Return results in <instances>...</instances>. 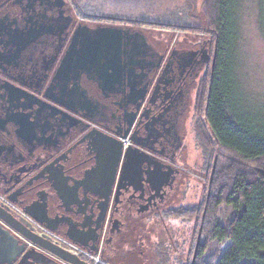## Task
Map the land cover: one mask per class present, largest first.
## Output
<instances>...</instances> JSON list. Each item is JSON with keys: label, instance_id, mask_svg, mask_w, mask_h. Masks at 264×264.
Instances as JSON below:
<instances>
[{"label": "flooded vegetation", "instance_id": "flooded-vegetation-1", "mask_svg": "<svg viewBox=\"0 0 264 264\" xmlns=\"http://www.w3.org/2000/svg\"><path fill=\"white\" fill-rule=\"evenodd\" d=\"M67 1L0 0V204L90 264L94 254L98 264H124L118 253L130 223L161 214L191 171L190 138L206 124L199 90L215 60L202 36L160 43L144 31L158 53L136 65L134 78L83 72L80 89L71 83L65 97L45 95L82 22L67 13ZM41 23L57 27L21 50L11 42L16 27ZM28 206L51 232L20 212L28 215ZM0 225L24 246L0 264H72L2 217Z\"/></svg>", "mask_w": 264, "mask_h": 264}, {"label": "trees", "instance_id": "trees-1", "mask_svg": "<svg viewBox=\"0 0 264 264\" xmlns=\"http://www.w3.org/2000/svg\"><path fill=\"white\" fill-rule=\"evenodd\" d=\"M92 1L116 6L124 12L142 8L144 12L137 18L120 15L125 17L121 20L142 27L172 26L148 18L156 10L158 14L167 0ZM249 1L205 0L206 28L200 24L188 26L202 29L195 33L208 39L215 60L209 80L199 90L203 94L200 106L206 122L199 127V140L204 145L212 170L215 159L216 165L208 181L206 207L174 208L178 216L187 211L195 214L200 218L199 226L203 211H206L201 236L208 228L207 241H199L187 264H264V107L256 111L252 108L240 64L242 42H245V7ZM252 1L256 2L259 20L264 24V0ZM66 8L76 20L78 14L70 1H67ZM96 8L90 13L82 12L80 20L90 24L103 23L106 15H101ZM222 207L226 208L223 221L219 218Z\"/></svg>", "mask_w": 264, "mask_h": 264}, {"label": "rangeland", "instance_id": "rangeland-1", "mask_svg": "<svg viewBox=\"0 0 264 264\" xmlns=\"http://www.w3.org/2000/svg\"><path fill=\"white\" fill-rule=\"evenodd\" d=\"M78 14L77 21L83 18L82 12L93 11L95 7L100 10L103 16V23H121L139 26L150 35L154 40H167L174 34V40L179 38V42L199 36L195 30L188 26L200 24L206 28V12L204 7L205 0H167L165 6L154 12L148 18L159 23H170L171 27H159L145 25L142 27L130 23L125 17L137 18L143 11L142 8L124 12L116 6H107L96 3L92 0H68ZM96 5V6H94ZM115 5V4H114ZM244 20V48L242 49L240 64L241 72L244 76L247 93L250 95V104L255 111L262 110L264 107V24L259 20L260 14L256 2H251L245 7ZM72 15V13H70ZM74 14V12H73ZM83 22V21H82ZM100 22V21H99ZM174 26V27H173ZM189 28V29H183ZM204 28V29H205ZM209 76V74H208ZM209 77L205 81H208ZM204 117V110L200 113V118ZM199 118V119H200ZM199 127L194 130L190 138L189 164L191 171L180 184L170 204L164 206L161 214L156 216H145L143 219L133 220L130 223L131 231L127 235V241L118 253L124 264H181L191 260L194 256L197 232L199 231L200 218L187 211L185 215L178 216L174 208L186 207L191 209L205 208L206 195L208 192V181L212 166L210 159L204 151V145L199 140ZM166 208V210H164ZM187 209V210H188ZM226 208L219 210L220 220H224L223 215ZM206 211L202 217L205 220ZM204 215V216H203ZM202 221V220H201ZM206 227V226H205ZM208 228L204 229L200 240L207 241L205 237ZM226 245H223L225 248Z\"/></svg>", "mask_w": 264, "mask_h": 264}, {"label": "water", "instance_id": "water-1", "mask_svg": "<svg viewBox=\"0 0 264 264\" xmlns=\"http://www.w3.org/2000/svg\"><path fill=\"white\" fill-rule=\"evenodd\" d=\"M57 27L53 23H41L31 25L29 28H15L11 34V42L18 46V50L23 49L30 42L35 41L40 35L48 30ZM155 51V52H154ZM158 53L153 44L149 41L144 31L140 29L132 30L130 26L124 24L79 22L75 26L68 46L61 61L55 70V73L46 87L45 95L49 93H61L65 97L63 90L68 88L80 89V76L87 73L89 75L97 74L98 78L115 79V76L135 77L136 65L144 67L149 59ZM134 76V77H133ZM94 77V76H92ZM124 78V77H123ZM133 87V82L129 81ZM23 100L24 96H20ZM58 101L63 102L61 98L52 96ZM121 146H118V151ZM216 159L214 161V171ZM100 198V196H98ZM26 212L40 222L44 220L36 213L26 207ZM0 217L8 221L15 229L31 239L35 244L53 252L72 264H90L82 259L78 254L62 247L45 235L34 232L33 229L26 226L21 220L12 216L9 210H6L0 204ZM202 223L199 228L197 243L198 245L202 233ZM49 228L54 229L48 225ZM68 236L80 242L71 232ZM24 246L19 243L7 229L0 225V260L11 261L17 254L23 250ZM197 248V247H196ZM98 253V249H95Z\"/></svg>", "mask_w": 264, "mask_h": 264}, {"label": "built area", "instance_id": "built-area-1", "mask_svg": "<svg viewBox=\"0 0 264 264\" xmlns=\"http://www.w3.org/2000/svg\"><path fill=\"white\" fill-rule=\"evenodd\" d=\"M13 208L16 209L15 207H13ZM16 210H17V209H16ZM20 212L23 213V215H24L25 217H27V218L33 223V225H34V224L37 225L38 227L42 228L43 231L51 232V230L47 229V228H46L45 226H43L42 224H40V223H34V220L32 219L31 216H29V214L27 215L24 211H20ZM90 255H91V254H90ZM92 257H93V261H94L95 264H98V263L101 262L100 256H99L98 254H94V255H92Z\"/></svg>", "mask_w": 264, "mask_h": 264}]
</instances>
